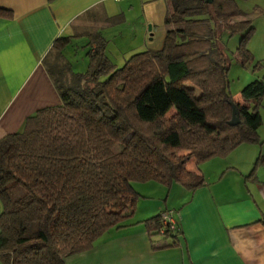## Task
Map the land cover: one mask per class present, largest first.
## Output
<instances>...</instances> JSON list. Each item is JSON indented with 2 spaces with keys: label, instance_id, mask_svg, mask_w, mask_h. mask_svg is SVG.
Listing matches in <instances>:
<instances>
[{
  "label": "trees",
  "instance_id": "16d2710c",
  "mask_svg": "<svg viewBox=\"0 0 264 264\" xmlns=\"http://www.w3.org/2000/svg\"><path fill=\"white\" fill-rule=\"evenodd\" d=\"M50 1V0H47ZM159 47L129 54L120 65L106 39L87 28V64L73 71L62 48L78 32L55 37L41 62L60 102L25 117L0 136V262L64 264L111 225L130 217L138 193L132 181L178 183L192 190L200 172L186 167L223 156L242 142H259L264 73L228 89L229 57L218 40L241 32L235 56L253 61L246 46L250 20L236 0H164ZM10 10L0 6V17ZM264 64L255 60L252 69ZM233 101L238 121L229 124ZM259 153L246 177H253ZM148 233H176L160 212L143 218Z\"/></svg>",
  "mask_w": 264,
  "mask_h": 264
},
{
  "label": "crops",
  "instance_id": "0c3cea01",
  "mask_svg": "<svg viewBox=\"0 0 264 264\" xmlns=\"http://www.w3.org/2000/svg\"><path fill=\"white\" fill-rule=\"evenodd\" d=\"M0 6L11 13L0 17V136L20 130L35 109L60 102L41 62L55 37L78 32L62 54L71 70L82 71L91 47L87 28L99 30L104 52L115 64L159 47L165 31L164 0H0ZM76 52L81 70L73 68ZM259 113V142L186 163L204 179L192 190L151 180L132 184L138 193L132 215L107 227L88 249L66 256L64 264H264V165L246 177L264 152V108ZM158 212L170 216L178 232L148 233L141 220Z\"/></svg>",
  "mask_w": 264,
  "mask_h": 264
},
{
  "label": "rangeland",
  "instance_id": "374dc122",
  "mask_svg": "<svg viewBox=\"0 0 264 264\" xmlns=\"http://www.w3.org/2000/svg\"><path fill=\"white\" fill-rule=\"evenodd\" d=\"M236 1H237L239 8L242 11L241 17L248 18L250 20V24L253 26L252 32L246 39V46L252 53L253 61L249 63L247 66H241L237 57L235 56V47L241 36V32H234L231 34H227V32L224 31L219 36L218 40L223 45L229 57V68L227 71L229 92L234 100L242 102V98L240 96V88L245 83L250 81L251 79L255 77H260L261 74L264 73V64L259 65L258 67L252 69V64L255 62V60H259L260 62H263V56H264V0H236ZM114 23L115 21L112 22V24ZM108 29H109L108 35H111V29L110 28ZM111 37L112 36H109L110 39ZM113 43L110 42L109 44L110 47H108L110 55L111 54L113 55V51L111 47H113L114 51H116L115 45ZM75 50H78V49H75ZM72 54L74 55L73 50H72ZM81 55L83 58L84 56L83 53ZM78 58H79L78 52H76L73 68L76 70H81L84 68L83 66L84 64L82 63L81 59L79 58L78 60ZM117 63H118L117 65H120L122 62H120V60H117ZM263 108H264V94L262 95V98H261V106L259 107V110ZM192 162L193 160H189L187 164H191ZM136 182H140V181H132V184H135ZM151 182L162 184L155 180H151ZM151 193H153L152 195H156L158 192H155L154 190Z\"/></svg>",
  "mask_w": 264,
  "mask_h": 264
},
{
  "label": "water",
  "instance_id": "95a60500",
  "mask_svg": "<svg viewBox=\"0 0 264 264\" xmlns=\"http://www.w3.org/2000/svg\"><path fill=\"white\" fill-rule=\"evenodd\" d=\"M206 1H209V0H206ZM230 106H231V112H230V117L227 120V122L232 125L238 121V115H237V108L233 101L230 102Z\"/></svg>",
  "mask_w": 264,
  "mask_h": 264
},
{
  "label": "built area",
  "instance_id": "2783aa9c",
  "mask_svg": "<svg viewBox=\"0 0 264 264\" xmlns=\"http://www.w3.org/2000/svg\"><path fill=\"white\" fill-rule=\"evenodd\" d=\"M114 1H117V0H114ZM160 217L162 219V222L164 224H167L169 226V228H171V229L174 228V223H173L171 217L168 216L165 212H160Z\"/></svg>",
  "mask_w": 264,
  "mask_h": 264
}]
</instances>
